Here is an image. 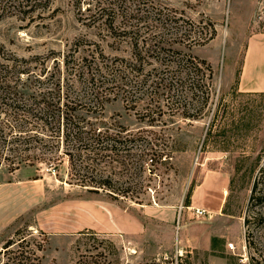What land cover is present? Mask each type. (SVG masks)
Returning <instances> with one entry per match:
<instances>
[{
	"label": "rangeland",
	"instance_id": "rangeland-1",
	"mask_svg": "<svg viewBox=\"0 0 264 264\" xmlns=\"http://www.w3.org/2000/svg\"><path fill=\"white\" fill-rule=\"evenodd\" d=\"M88 2L84 0L82 6ZM123 2L133 6L136 0ZM39 3L27 15L0 17V109L2 99L8 100L7 90L32 99L33 93L58 77L62 84L72 83L75 74L68 64L72 67L91 50L112 59L130 56L125 40H115L80 20L76 0ZM155 3L163 13L183 14L194 22L192 28L202 21L215 24L213 39L187 49L210 62L214 70L211 97L201 116L140 120L110 90L97 118L99 125L110 127L109 133L118 140L134 138L135 145L101 152L92 149L90 166L82 168L80 161L76 166L81 173L89 170L81 176L88 180L85 185L74 180L76 171L68 156L58 167L46 161L15 170L0 160V250L10 239L27 235L30 248L42 244L37 252L41 264H264V91L239 88L249 41L264 40V0ZM191 74L203 77V73ZM73 87L79 92L84 89L79 84ZM5 116L0 113V119ZM121 127L128 130L119 134ZM148 141L154 143L153 149L147 148ZM65 149L62 145L53 154L63 156ZM88 195L111 199L130 210L135 207V212L147 205L146 224L152 227L170 219L175 210L176 227L180 220L187 222L196 240L158 254L148 237L69 232L72 205ZM259 195L263 200L256 204ZM199 231L201 236L207 232V247L199 243Z\"/></svg>",
	"mask_w": 264,
	"mask_h": 264
},
{
	"label": "trees",
	"instance_id": "trees-1",
	"mask_svg": "<svg viewBox=\"0 0 264 264\" xmlns=\"http://www.w3.org/2000/svg\"><path fill=\"white\" fill-rule=\"evenodd\" d=\"M41 1L0 0V17L8 13L27 15ZM85 1L90 2L84 8V0H76L80 20L104 30L115 40H125L131 47L130 56L112 59L102 51L91 50L77 58L72 67L69 61L65 62L75 74L72 83L62 84L58 77L49 81L43 91L36 90L32 99H23L25 94L19 96L15 92V96L7 90L4 98L8 100L2 99L4 107L0 109L6 115L0 119V160L6 161L12 170L46 161L58 167L68 156L71 169L76 171L74 180L85 185L88 180L81 176L89 170L81 173L76 166L79 161L82 168L90 166L92 149L101 152L119 150L120 145L121 149L133 147L134 138L118 140L116 134L109 133L110 127L103 129L99 125L97 118L110 99V90L114 96L120 95L127 109L134 110L140 120L149 122L175 114L197 119L211 97L213 67L187 49L216 36L213 21H202L192 28L194 22L177 12L163 13L155 0H136L133 6L123 0ZM191 73H203V77ZM73 84L84 89L76 91ZM121 129L119 134L128 130ZM62 145L66 148L63 156L62 152L53 154ZM153 145L147 142L148 149H153ZM258 184L255 183V189ZM256 200L260 204L263 195ZM30 245L27 235L10 239L0 250V264H41L37 252L42 244L36 243L35 248Z\"/></svg>",
	"mask_w": 264,
	"mask_h": 264
},
{
	"label": "crops",
	"instance_id": "crops-1",
	"mask_svg": "<svg viewBox=\"0 0 264 264\" xmlns=\"http://www.w3.org/2000/svg\"><path fill=\"white\" fill-rule=\"evenodd\" d=\"M239 88L246 92L264 91V40L252 39L248 43L247 55L239 79ZM133 206V205H132ZM139 211L135 207L131 210L111 199L88 195L79 197L71 207L72 232H83L92 230L96 234L120 235L128 239L148 237L153 240L156 253L163 254L173 246L185 248L190 244L192 236L189 224L179 221L176 227V211L166 221L160 220V224L150 226L146 224L147 205H140ZM148 208L158 211L159 207L148 205ZM153 211V212H154ZM161 216L160 218H162ZM156 219V218H149ZM170 220V221H169ZM158 223V219L155 220ZM200 234V236H199ZM200 244L207 247L208 234L198 233ZM176 242V245L175 243Z\"/></svg>",
	"mask_w": 264,
	"mask_h": 264
},
{
	"label": "built area",
	"instance_id": "built-area-1",
	"mask_svg": "<svg viewBox=\"0 0 264 264\" xmlns=\"http://www.w3.org/2000/svg\"><path fill=\"white\" fill-rule=\"evenodd\" d=\"M198 213L203 214L204 213V210H200ZM230 245H231V248L234 247L233 242H230Z\"/></svg>",
	"mask_w": 264,
	"mask_h": 264
},
{
	"label": "bare ground",
	"instance_id": "bare-ground-1",
	"mask_svg": "<svg viewBox=\"0 0 264 264\" xmlns=\"http://www.w3.org/2000/svg\"><path fill=\"white\" fill-rule=\"evenodd\" d=\"M229 246L231 247V245L229 244Z\"/></svg>",
	"mask_w": 264,
	"mask_h": 264
}]
</instances>
